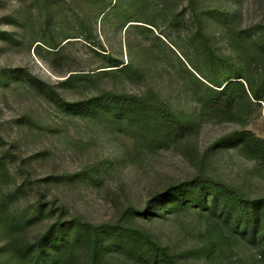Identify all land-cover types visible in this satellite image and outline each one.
Instances as JSON below:
<instances>
[{"label": "rangeland", "instance_id": "374dc122", "mask_svg": "<svg viewBox=\"0 0 264 264\" xmlns=\"http://www.w3.org/2000/svg\"><path fill=\"white\" fill-rule=\"evenodd\" d=\"M236 76L247 95L213 108V89ZM115 94L138 100L111 109ZM164 108L191 131L172 140ZM244 130L264 139V0H0L4 262L9 239L27 244L78 218L143 228L181 264H264L257 247L217 242L210 226L228 216L211 182L264 197V160L237 147ZM172 191V212L138 213ZM121 250L105 239V264H140ZM90 259L83 241L65 264Z\"/></svg>", "mask_w": 264, "mask_h": 264}, {"label": "trees", "instance_id": "16d2710c", "mask_svg": "<svg viewBox=\"0 0 264 264\" xmlns=\"http://www.w3.org/2000/svg\"><path fill=\"white\" fill-rule=\"evenodd\" d=\"M113 66L119 67L121 64L116 63ZM72 77H68L67 80H72ZM240 78L242 76L230 77L224 84L218 85L221 89H213L214 95L210 99L213 108L224 113L230 112L238 97L243 92L247 95ZM253 95L255 99H260L255 91ZM137 100L136 96L115 94L106 101L112 107L111 109L124 110L123 107L129 108ZM154 103L153 109L157 114H160H158L160 117V107L156 102ZM163 115V122L172 140L191 131L192 127L187 122L169 111ZM237 147L241 153L250 158L264 160V139L249 130H244L239 134ZM208 189L214 197L213 202L220 204L223 200L225 203L224 213L226 211V215H228L223 222L215 218L212 219L210 226L213 230L212 233L215 234V241L224 242L228 235L240 236L249 244L257 247L261 258L264 259V197L246 198L220 182H211ZM180 194V191H172L166 195L160 194L147 204L143 212L138 213L143 217L157 216L161 213L162 205H165V213L172 212L174 207L180 204ZM152 209L156 210L151 212ZM1 222L5 230L11 233L18 227V224L8 219L1 218ZM71 224V229L70 225L66 227L65 223L51 224L46 231L27 244H17L9 239L10 262L0 259V264H65L68 253L83 241H86L90 247V264H105V253L102 252L105 239L112 245L121 248L123 254L132 257L135 262L140 264H181L175 255L158 243L143 228L123 224L95 226L78 218L71 220ZM70 232H75L74 243H71ZM61 234H66V236L59 239Z\"/></svg>", "mask_w": 264, "mask_h": 264}]
</instances>
